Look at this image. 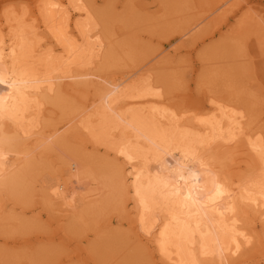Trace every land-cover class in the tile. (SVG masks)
<instances>
[{
  "label": "bare ground",
  "instance_id": "1",
  "mask_svg": "<svg viewBox=\"0 0 264 264\" xmlns=\"http://www.w3.org/2000/svg\"><path fill=\"white\" fill-rule=\"evenodd\" d=\"M229 1L212 13L242 10ZM16 3L0 0V232L31 225L15 208L38 189L72 228L127 217L154 264L264 260V111L234 73L213 69L223 91L182 104L171 76L139 73L135 35L99 28L92 0H43L31 16Z\"/></svg>",
  "mask_w": 264,
  "mask_h": 264
},
{
  "label": "rangeland",
  "instance_id": "2",
  "mask_svg": "<svg viewBox=\"0 0 264 264\" xmlns=\"http://www.w3.org/2000/svg\"><path fill=\"white\" fill-rule=\"evenodd\" d=\"M40 1L43 0H16V4L31 16L29 13ZM178 1L92 0V3L99 15V28L108 21L113 29L137 37L144 65L139 73L171 76L169 90L182 104L198 102L211 90L223 91L217 80L210 83V73L217 68L232 71L237 86L249 92L241 96L243 103L250 106L256 101L255 110L264 111V46L260 45L264 41V0H230L228 3L242 6L238 13L232 10L222 13L229 4L212 13L222 0H184L186 4L182 7ZM2 11L0 4V14ZM36 31L45 35L43 27ZM184 32L187 33L183 35ZM97 152L98 156L103 155V146ZM59 153L68 157L61 149ZM44 179L48 185L64 180L50 171ZM35 194L32 205L19 203L15 208L22 213L25 207L28 212L20 215L30 220L31 225L14 234L0 232V264H154L149 254L151 247L129 225L127 217L114 214L112 222L91 229L72 228L68 218L62 216V206L54 195L38 189ZM257 228L262 229L259 224ZM105 234L113 238L106 239ZM261 252L264 254V246L256 254Z\"/></svg>",
  "mask_w": 264,
  "mask_h": 264
}]
</instances>
